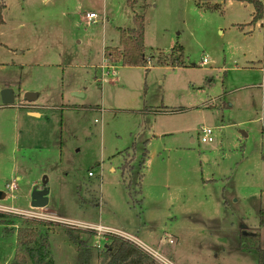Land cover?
<instances>
[{"label": "rangeland", "instance_id": "1", "mask_svg": "<svg viewBox=\"0 0 264 264\" xmlns=\"http://www.w3.org/2000/svg\"><path fill=\"white\" fill-rule=\"evenodd\" d=\"M210 1L0 0V264L28 221L45 223L56 264L76 262L65 230L103 264L108 235L61 219L122 232L175 264H257L239 238L258 235L264 249V32L251 5ZM135 15L147 64L102 74L104 48ZM176 44L183 66L158 64ZM203 127L212 143H200ZM43 178L47 207L32 209ZM34 249L21 250L27 264H40Z\"/></svg>", "mask_w": 264, "mask_h": 264}, {"label": "trees", "instance_id": "2", "mask_svg": "<svg viewBox=\"0 0 264 264\" xmlns=\"http://www.w3.org/2000/svg\"><path fill=\"white\" fill-rule=\"evenodd\" d=\"M197 6L210 4V0H194ZM224 2H239L243 4L251 5L253 8L252 20L250 25L257 23L262 24L264 32V0H223ZM129 4V3H128ZM5 8L3 4H0V26L3 24L2 11ZM133 28H118L119 40L117 46H106L103 52L104 60H107L110 65L116 66L121 64L125 67H140L146 65L148 60L145 56V44H144V17L141 15H135L133 17ZM157 63L160 65H169L170 67H181L184 63V51L183 48L176 44L169 54L164 55L160 53ZM262 69L264 72V59L262 63ZM133 148V147H132ZM145 156V153L143 154ZM132 162V159H130ZM131 165V163H130ZM144 159L140 163V168L143 169ZM128 164H124L122 169H126ZM142 173L138 176L136 183L138 193L141 192V180ZM129 190V185L127 186ZM4 215L0 213V218ZM25 228H20L16 231V250L13 259L9 264H27V258L21 254V250L25 249L28 245H35V249L28 253L29 260H36L40 264H55L49 253V242L44 235L39 233L36 226H45V223L37 221H28ZM86 231L78 230L81 235ZM68 241L75 247L76 262L75 264H92V249L86 244L84 239L78 236H74L68 230L64 231ZM38 239V242H36ZM107 245L102 251L103 264H145L147 261V255L141 251L132 242L123 239L116 235H108ZM239 248L245 251L257 252V264H264V249L258 245V235L241 234L239 238ZM28 250H30L28 248ZM36 252V253H35ZM35 254V257H33Z\"/></svg>", "mask_w": 264, "mask_h": 264}, {"label": "built area", "instance_id": "3", "mask_svg": "<svg viewBox=\"0 0 264 264\" xmlns=\"http://www.w3.org/2000/svg\"><path fill=\"white\" fill-rule=\"evenodd\" d=\"M80 20L88 23V24H95L98 21V16L95 12H85L84 14L81 15ZM207 64V60L204 59L201 62V65H205ZM115 66L110 65V63L107 60H104V64L101 66L102 69V74H112L114 75L115 73L113 71H110V69H113ZM199 140L200 143L202 144H209L212 143L214 141L213 139V130L209 127H203L200 129L199 133ZM90 176V174H89ZM11 190H14L16 188V185L13 183L10 187ZM61 221L63 223L61 224H67V225H71V226H77L80 229H84V230H89L93 231L94 233L98 234V235H116L119 237H122L123 239H126L130 242H132L133 244H135L141 251H143L145 254L151 256L153 259H155L156 261L160 262L161 264H175L174 262H172L171 260H168L164 257H162L161 255H159L157 252H155L154 250L150 249L149 247H147L146 245H144L142 242L138 241L137 239L124 234L122 232H117V231H111L107 228H103L101 226H93V225H87L85 223H80V222H74V221H67V220H63L61 219ZM170 243H172V241H170Z\"/></svg>", "mask_w": 264, "mask_h": 264}, {"label": "water", "instance_id": "4", "mask_svg": "<svg viewBox=\"0 0 264 264\" xmlns=\"http://www.w3.org/2000/svg\"><path fill=\"white\" fill-rule=\"evenodd\" d=\"M34 99V96L27 95V100ZM3 106H11L14 103V93L10 89L1 92ZM47 180L43 178L40 186H34L30 195L32 209H44L48 204L49 189L46 187ZM4 199V194L0 193V200Z\"/></svg>", "mask_w": 264, "mask_h": 264}, {"label": "crops", "instance_id": "5", "mask_svg": "<svg viewBox=\"0 0 264 264\" xmlns=\"http://www.w3.org/2000/svg\"><path fill=\"white\" fill-rule=\"evenodd\" d=\"M14 101H15V96H14ZM13 105H11V106H13ZM11 106H6V107H11ZM30 108H32V106H30ZM27 115L32 116V117H36V118H40L41 117V114L38 111H34V110H28L27 111ZM75 254H76V251H75ZM51 258L53 259L54 263L56 264L57 262H56V259L54 258V254L52 252H51ZM75 261H76V256H75Z\"/></svg>", "mask_w": 264, "mask_h": 264}]
</instances>
